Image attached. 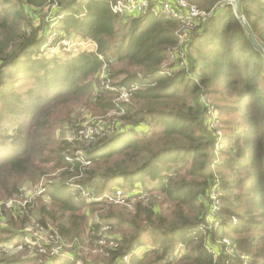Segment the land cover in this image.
<instances>
[{"label":"trees","instance_id":"1","mask_svg":"<svg viewBox=\"0 0 264 264\" xmlns=\"http://www.w3.org/2000/svg\"><path fill=\"white\" fill-rule=\"evenodd\" d=\"M65 1L52 8L54 0H0V193L17 194L22 177L36 179V174L48 173L49 164L53 169L64 167V175L80 176L76 183L94 191L104 183V190H110L114 186L109 184L120 180L121 188L138 185L151 193L147 205L140 201L133 211H109L104 217L107 224H93L88 219L91 204L85 194L50 180L45 185L57 209L43 211L57 222L64 238H81L89 225L98 242H117L107 244L110 261L103 264H242L243 256L252 264H264V53L247 35L234 4L189 0L206 11L223 5L209 24L194 33L187 56L190 69L198 71L204 85L227 81L226 89H232L237 97L235 106H219L222 113L239 116L222 120L229 125V141L215 147L217 133L209 128L206 108L197 99L200 83L186 78L185 70L176 67L171 75L160 74L168 52L179 44L176 21L151 10L140 17L133 15L128 32L114 41L121 24L111 6L117 0ZM159 1L152 0V5ZM240 1L246 21L264 46V0ZM47 6L50 16L43 19ZM58 11L66 13L63 29H75L91 38L97 49L66 60L58 55L39 56L40 45L47 40L42 32L50 31L56 19L48 22ZM198 40H204L205 46H196ZM113 61L138 69H111ZM240 65L241 72H237ZM208 68L212 73L204 74ZM102 70L117 90L103 88L91 105L105 113L116 110L120 116L113 120L115 128H125L111 138H105L106 134L72 142L51 138L49 131L65 125L49 117L54 108L72 111L75 105L70 103L80 102L97 85L96 79L90 83L88 78ZM137 71H142V76ZM124 87L129 99L113 101L124 93ZM111 126L110 121L103 132ZM72 144L85 150L84 159L72 156L67 147ZM214 150L223 157L218 158ZM67 155L73 159L69 161ZM88 161L90 167L85 164ZM215 170L221 175L227 172L221 177L222 206L213 218L224 228L220 232L206 221L212 209ZM42 222L47 229V220ZM106 225L116 231L118 239L99 233ZM0 233L5 234V228H0ZM16 233L19 237L22 232ZM142 235L155 238V246L135 254L133 250L143 246ZM21 239L14 246L29 245L35 255L30 259L3 258L0 264L53 261L47 255L53 253L51 241L31 243L24 232ZM179 245L184 250L175 254ZM78 246L76 243L70 250L64 264H85L87 260L75 250ZM129 250L131 257L126 263Z\"/></svg>","mask_w":264,"mask_h":264},{"label":"rangeland","instance_id":"2","mask_svg":"<svg viewBox=\"0 0 264 264\" xmlns=\"http://www.w3.org/2000/svg\"><path fill=\"white\" fill-rule=\"evenodd\" d=\"M67 1V0H66ZM65 1V2H66ZM190 4H194L198 6L195 3L190 2L187 0ZM64 2V3H65ZM63 3V4H64ZM234 4V10L236 9V5ZM62 6V5H61ZM157 8L160 9V2H158ZM241 7V2H240ZM157 9H155L154 14L157 15ZM203 10V9H202ZM216 8L213 10L215 11ZM206 11V10H204ZM51 9L47 6L44 9V12L41 14L42 18H49ZM210 12V11H208ZM242 12V10H241ZM236 13V12H235ZM66 13H60L59 11L54 13L49 20L48 23H51L52 21H55V23L51 26L50 31L45 34L42 32V36L44 39H47L46 42L41 43V47L39 49V56L46 57V58H52L55 55H58L60 58L66 60L73 56H76L79 53H82L83 51H93L97 48V46H89V43H91V38L84 37L81 33H79L75 29H63L64 23L63 18ZM144 14V13H142ZM141 14V15H142ZM159 14V13H158ZM140 15V14H139ZM138 15V16H139ZM140 15V16H141ZM213 14L209 13L208 18L205 22V20H201V22L198 24L200 27H204L205 24L209 21L210 18H212ZM243 15V13H242ZM139 16V17H140ZM121 17V16H120ZM133 16H130V18L123 20V23H119V29L117 31V35L114 38V41L121 40V37L126 34L130 27V20ZM244 21H246L245 16ZM121 19H123L121 17ZM241 22V21H240ZM248 24V22L246 21ZM178 28V24H177ZM199 27H196L195 29H198ZM248 28H250V31L254 34L252 31L250 25L248 24ZM185 29L184 25H180L177 32H182ZM246 31V30H245ZM259 32H262V29H258ZM258 31H256L258 33ZM234 32V30H232ZM247 33V32H246ZM261 34V33H259ZM248 35V34H247ZM256 39H258V34H254ZM42 38V37H41ZM260 42V41H259ZM84 44V45H82ZM261 44V43H260ZM262 45V44H261ZM196 46L198 47H204L205 42L204 40H198L196 42ZM264 48V46L262 45ZM169 57V55H168ZM167 64H169V60L167 59ZM109 65L108 63L106 66ZM111 69L113 68H119V67H125L129 71L137 70L138 68L133 65H128L127 62L118 63L116 61H113L111 63ZM242 65L238 66L236 68L237 72H241ZM140 76H142V71H137ZM198 73V71H196ZM195 74L196 79H191L189 77H186L193 81H198L201 85V88L198 93V102H200L207 111V118L210 122L209 128L213 130L215 133H217V141L215 142V147L219 146L221 142H228V133L231 131L229 130V125L222 123L223 119H233L236 120L239 116L236 113L232 114H225L222 113V111L219 109V106L222 104H225L227 106H235L236 104L233 102V100L237 101V97L235 95V92L232 89H226L227 81H216L212 86L204 85L203 81L200 77ZM212 69H205L204 74H211ZM104 71L102 70L97 76H90L88 78V81L97 83L96 87H91L90 91L86 95L82 97L80 102H71L70 104L75 105L74 109L71 111V109H64L63 106H59L54 108V111L49 115L50 118H57L60 121L65 122V125L61 128H55L51 131H49V134L51 135V138L56 139L58 141L67 140L68 142L72 141H81V140H75V139H82L79 136L76 135V129L80 127H84L87 129H95L97 134L101 135H107L105 138H111L115 136L119 131L125 127H118V129L115 128L114 121L116 118H118L120 115L117 113L116 110L107 111L106 113L103 110H100L99 108L92 107L91 103L93 100V97L96 95L97 92L102 90L103 88L109 89L111 91H115L116 86L113 85V80L106 78L105 75L103 76ZM199 75V73H198ZM200 76V75H199ZM226 77H224L225 79ZM32 81L29 82V84ZM261 85L264 86V81L261 82ZM24 85H19L18 89L23 88ZM122 92H124L122 95H118L114 97L115 102L118 101H124L129 99L128 94L126 93V88H122ZM137 89V88H135ZM222 92L225 93L224 96H222ZM203 95L206 99L205 102H202L199 97ZM224 99L222 100V98ZM207 104L208 107H206L204 104ZM48 114V113H47ZM112 122V126L104 133V127L107 125L108 122ZM87 134V133H86ZM86 136V135H85ZM94 137L86 138L92 140ZM79 144H72L67 146L68 151L72 153L74 156H79L82 159H84V152L85 150H82ZM79 148V149H77ZM77 149V150H76ZM69 153V154H70ZM218 158H222L223 155L221 153H215V150L212 151ZM70 155H67L66 159H69L71 161L73 159ZM88 167L92 165L91 162L85 163ZM42 168V167H41ZM48 173L43 175L36 174V179H27L26 177H22L19 181L20 188L18 193L12 194L10 196H7L6 194L0 193V228H5L6 233L1 234L0 233V263L2 262L3 258H12V257H25L26 259L32 258L34 254V250L31 246H24V245H18L14 246V244L18 243L20 239L22 238V233L25 234V239L30 241L31 243H38L43 244L45 241H51L53 246V253L47 254L50 256L53 261L50 260L48 263L45 264H64L65 261L70 257V250H73L75 248V244L78 243L79 246L76 247V252L79 253L80 256H83L84 259L87 261L84 262L85 264H97V262H109V256L111 255L107 250V244H113L117 243L114 240H95L96 233H92L90 231L89 225L86 227L85 234L81 238H77L76 236H70V237H62L60 236V230L56 226V223H53L49 218L48 215L43 211L45 209L46 212L48 211H54L57 209V206H55L51 201V196L48 193L47 186L45 185L46 182L52 180L53 182H61L66 184L65 186H71L72 188L79 189L82 191L85 195V199H87L88 203L91 204L90 208L88 209L90 212L88 219L93 222V224L97 222H101L102 224H107L105 221L106 219L105 214L109 211H118L121 209H126L128 211H133L134 207L138 202H142L143 204L147 205V201H149V196L152 195L151 193H147L144 191V188H140V186L136 185L134 187H127L121 188L122 181L117 180L115 183H110L109 185H112V189L105 191L104 187H107V183L102 184L99 189L97 188L96 191L92 190V188H82L80 184L76 183V180L80 179V176L74 175V176H67L63 174L64 167L53 169L51 164L47 165ZM68 169V168H67ZM71 171H74L72 166L70 167ZM214 170V169H213ZM216 173V182L218 186V191L216 192L218 195V208L222 206V199L220 198L221 193V177L226 176L227 172L223 171V175L219 174L218 171L215 170ZM77 174V173H76ZM41 177V178H40ZM120 187V188H119ZM140 188V189H138ZM86 191V193H85ZM92 192L93 195H90ZM132 193V197L128 196V193ZM160 199H157L158 202H160ZM168 205L162 204V207L167 208ZM217 208V209H218ZM48 222V228H44L42 225L44 221ZM206 221L209 222L215 229H217V232H220L224 230L222 228L220 222H214V220L210 219L209 221L206 218ZM214 231L213 234H216L217 232ZM16 232H22L21 236L18 237V233ZM99 233H102L104 236L109 235L112 238H117L115 236L117 233L110 225L102 226ZM98 233V235H99ZM34 236L36 240L32 238ZM24 239V240H25ZM22 240V239H21ZM61 241L62 243H59ZM141 241L143 243V246L138 247L137 249L133 250L135 254L142 253L145 248L148 246L153 249L155 246V238H152L147 235H142ZM226 241H229L226 240ZM45 244V243H44ZM74 246V247H73ZM11 248L10 250H8ZM132 250V249H131ZM184 250V246L179 245L176 247L175 254L182 253ZM46 252V251H44ZM129 254L124 257V260L126 263L129 262V258L131 257ZM3 253V255L1 254ZM54 254V255H53ZM39 264H43L41 261H39ZM75 264H82V261H78ZM252 264V263H251Z\"/></svg>","mask_w":264,"mask_h":264},{"label":"built area","instance_id":"3","mask_svg":"<svg viewBox=\"0 0 264 264\" xmlns=\"http://www.w3.org/2000/svg\"><path fill=\"white\" fill-rule=\"evenodd\" d=\"M63 1L65 0H54L52 8L59 7V5ZM159 2H160V9L152 5V0H117L115 2H112L111 6L113 12L121 17L139 15L142 13H146L149 10L155 12V9H157L156 11L159 13V14L157 13V15H164L168 19L176 21L179 25L181 24L184 25L185 29L182 32L176 33L179 38V44L168 52L169 64H167L166 62L162 66L160 70V74L171 75L172 71H174V68L176 67L179 69H184L187 77L191 79H196L194 72L190 69V65L187 63L188 60L187 56L189 54L188 44L191 43L194 33L201 28L198 25L201 22V20H205V19L207 20L209 13H212L213 14L212 16H214V14L218 10H221L223 8V5L218 6L215 11L208 12L200 9L198 6L194 4H190L187 0H160ZM227 2L233 4L232 3L233 0H227ZM196 27L199 28L195 29ZM93 45L97 46V43L95 41H91V43H89V46L92 47ZM199 99H201L202 102L206 101L203 95H201ZM204 105L208 107L207 104ZM75 131H76V135L82 138L75 140H89V139H85V137L90 138L94 136L96 137V135H98L95 129H87L84 127H80ZM218 189L219 188L215 180L213 188L210 192V198L212 200V209L209 212L207 218L212 216L213 217L207 219L208 221L210 219L214 220L213 218L215 212L219 210L218 195L216 193ZM212 253L216 255V252L213 250ZM251 262L252 261L249 260L247 257L245 256L242 257V264H251Z\"/></svg>","mask_w":264,"mask_h":264},{"label":"water","instance_id":"4","mask_svg":"<svg viewBox=\"0 0 264 264\" xmlns=\"http://www.w3.org/2000/svg\"><path fill=\"white\" fill-rule=\"evenodd\" d=\"M240 2H241L240 0H233V2H232V3H235V5H236V9H235L236 15L239 18V20L241 21V24L244 26V28H245L248 36L250 37L252 43L255 45V47L259 51H261V52L264 53V48L262 47V45L260 44V42L256 39V37L254 36V34L250 31V28H248V24L246 23V21L243 20L244 17H243L242 12H241Z\"/></svg>","mask_w":264,"mask_h":264},{"label":"crops","instance_id":"5","mask_svg":"<svg viewBox=\"0 0 264 264\" xmlns=\"http://www.w3.org/2000/svg\"><path fill=\"white\" fill-rule=\"evenodd\" d=\"M223 10V8L221 9V11ZM220 11V10H219ZM218 11V12H219ZM138 16V15H137ZM124 18H126V17H123V19H121V24L123 23V20H124ZM97 47H98V45H97ZM97 49V48H96Z\"/></svg>","mask_w":264,"mask_h":264},{"label":"clouds","instance_id":"6","mask_svg":"<svg viewBox=\"0 0 264 264\" xmlns=\"http://www.w3.org/2000/svg\"><path fill=\"white\" fill-rule=\"evenodd\" d=\"M215 15V14H214Z\"/></svg>","mask_w":264,"mask_h":264}]
</instances>
